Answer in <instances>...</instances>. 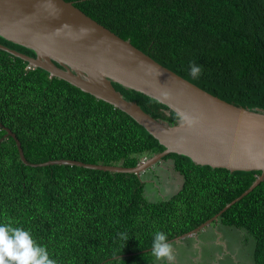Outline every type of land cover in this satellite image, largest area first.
Here are the masks:
<instances>
[{"label": "trees", "instance_id": "obj_1", "mask_svg": "<svg viewBox=\"0 0 264 264\" xmlns=\"http://www.w3.org/2000/svg\"><path fill=\"white\" fill-rule=\"evenodd\" d=\"M64 1L207 93L264 110V0ZM0 44L34 57L1 37ZM192 63L202 69L196 77ZM113 87L154 119L177 123L178 115L156 100ZM0 125V139L9 129L32 164L68 159L135 167L164 150L127 114L2 50ZM167 160L182 186L166 200L148 202L142 175L33 168L21 162L15 141L3 138L0 224L30 231L57 264H149L151 252H141L151 249L156 231L169 241L194 230L260 175L199 166L176 154ZM217 221L251 236L254 264H264V180ZM117 233L127 234L126 244Z\"/></svg>", "mask_w": 264, "mask_h": 264}, {"label": "water", "instance_id": "obj_2", "mask_svg": "<svg viewBox=\"0 0 264 264\" xmlns=\"http://www.w3.org/2000/svg\"><path fill=\"white\" fill-rule=\"evenodd\" d=\"M0 37L31 50L34 57L0 44V50L17 57L30 69L46 71L127 114L156 139L164 150L135 167L89 164L68 159L29 163L19 140L11 137L21 162L33 168L76 166L109 173H142L176 154L194 164L230 172L260 171L253 183L216 215L169 243L200 232L247 196L264 180V110L227 103L161 66L64 0H0ZM113 83L141 93L167 107L179 119L170 125L154 119L137 103L126 100ZM1 127V125H0ZM0 139V142L3 140ZM151 252L150 250L141 253ZM125 256V255H124ZM123 256H118V259ZM111 260V259H110Z\"/></svg>", "mask_w": 264, "mask_h": 264}, {"label": "rangeland", "instance_id": "obj_3", "mask_svg": "<svg viewBox=\"0 0 264 264\" xmlns=\"http://www.w3.org/2000/svg\"><path fill=\"white\" fill-rule=\"evenodd\" d=\"M170 160L162 161V163L153 167L152 170L142 173L143 180L148 182L144 187V196L148 202H159L168 199L175 194L180 188V180L173 179V168ZM152 182V183H151ZM173 185V186H172ZM220 228V227H219ZM227 232V230H226ZM173 249H177L175 258L181 261L182 264H254V247L255 242L251 236L236 235L228 238L222 233V250L224 246L228 252L237 250L235 257L233 254L221 259L212 257V263H205V257L199 253L198 250H192V248L184 249L183 244L172 245ZM233 257L235 260H233ZM158 261L152 254H150L149 264H153ZM166 261V259H165ZM216 261V262H214ZM169 263L168 261L166 262ZM173 264V263H171Z\"/></svg>", "mask_w": 264, "mask_h": 264}, {"label": "clouds", "instance_id": "obj_4", "mask_svg": "<svg viewBox=\"0 0 264 264\" xmlns=\"http://www.w3.org/2000/svg\"><path fill=\"white\" fill-rule=\"evenodd\" d=\"M202 71L201 67L192 63L190 75L196 77ZM118 237L126 241L129 239L126 233H117ZM151 254L158 260L173 262L172 245L168 237L161 231H156L151 245ZM0 264H57L51 259L46 246H41L32 237L30 231L22 227H14L9 221L0 224Z\"/></svg>", "mask_w": 264, "mask_h": 264}, {"label": "crops", "instance_id": "obj_5", "mask_svg": "<svg viewBox=\"0 0 264 264\" xmlns=\"http://www.w3.org/2000/svg\"><path fill=\"white\" fill-rule=\"evenodd\" d=\"M172 168H173V179H175V180L179 179L180 180V188H181L182 183H183V178L178 172H176L174 170L173 164H172ZM226 230H227V232H226ZM222 233L225 234L228 238H230V236H232V234H233V236H236V235L246 236V234H247L244 230H240V229H237L235 227L226 226V225H223L221 222L217 221L215 223H211L210 225H207L200 232H198L196 234L187 235L186 237L181 238L178 241H174L170 244L171 245H174L177 243L183 244L184 249L192 248V250H195V251L198 250V252L203 254V256L205 257V259H204L205 263H212V261H213L212 257H216L219 260L221 259L222 256L223 257H225V256L230 257L232 254L235 257V253L237 250L234 249V250H232V252H228L229 249L227 250L225 246H224V249L222 250V248H221V246H222ZM172 248H173V246H172ZM176 252H177V249L174 248L173 249V255H175ZM234 257H233V260H235ZM166 262H167V260L166 261L160 260V261H156L153 264H167ZM214 262H216V261H214ZM171 263L182 264L181 261H179L176 258L173 262H169L168 264H171Z\"/></svg>", "mask_w": 264, "mask_h": 264}]
</instances>
